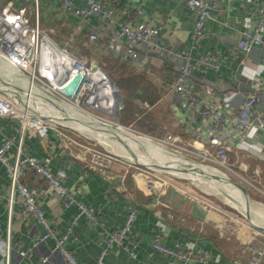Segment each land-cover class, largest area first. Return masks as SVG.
I'll list each match as a JSON object with an SVG mask.
<instances>
[{
  "label": "crops",
  "instance_id": "1",
  "mask_svg": "<svg viewBox=\"0 0 264 264\" xmlns=\"http://www.w3.org/2000/svg\"><path fill=\"white\" fill-rule=\"evenodd\" d=\"M12 1L16 6L26 7L27 17L33 20V0ZM99 1L110 10L113 22L110 24L104 17L94 16L90 24L101 35L100 40L91 44L84 43V46H87L85 48L82 44L86 40L87 30L82 29L74 38L73 52L83 54L82 50L85 49L89 56H102L123 64L128 71L132 69L143 72L155 90L160 91L154 105H163L160 110L163 111L165 119L169 123L172 122L175 102L164 96L162 83L171 80L176 73L177 59L173 52L187 48L191 43L193 8L186 0ZM214 1L216 8L205 22V36L193 50V54L214 52L219 68L217 70L194 68L191 80L197 83L200 89L207 87L212 89V94L206 97L208 103H226L237 107L247 93L264 92V45L255 46L246 57H243V53L240 54L236 47L243 30L255 25L252 12L256 6L264 5V0ZM38 14L40 26L51 39L63 42L71 38L72 25L76 23V19L62 14L54 0H39ZM139 22L158 28V34L154 38L155 48L152 51L140 48L142 61L139 63L121 62L118 55L122 47L121 40L115 45H110L107 44V37L115 32L121 23L134 27ZM260 36L264 40V31ZM112 100L113 98L109 97L105 100L106 110L113 107ZM57 114L64 120H77L74 114L59 111ZM79 127L91 131V126L85 123L80 122ZM4 135L14 137V146L8 152L10 160L14 159L16 144L20 139L25 154L46 162L52 172L64 170L67 174L65 179L67 188L82 204L93 208L95 216L105 222L106 231L116 230L122 225L127 204L136 207L132 231L137 238L135 246L137 256L131 258L120 246L114 245L104 256V264H174L170 256H165L153 248L152 239L156 233L160 234L161 242L168 247L179 244L183 248L207 249L210 251L211 260L219 264H236L235 261L247 264L249 252L241 242L248 241L255 235L256 243L264 245V234L259 233L264 232V225L244 226L243 220L228 217L220 209L212 207L213 204L211 206L196 196L181 193L174 188L157 195L155 190L140 184L142 178L134 177L132 173L134 169L128 163L115 162L109 168L94 169L86 155L84 158L82 154L74 156L63 145L64 135L73 138L79 144L86 143L84 139L69 131L54 125H44L38 130L26 128L21 132L18 120L2 118L0 139ZM83 152L84 150L79 148V153ZM240 155L264 161V128H249L240 145L234 150L230 161L235 162L240 159ZM23 181L27 184L37 182L31 174ZM7 189L5 167L0 164V264H4L6 240L11 244L10 264H34L42 255L48 256L45 264H66L63 257L52 250L53 241L50 239L38 242L30 254L25 256L19 254V250H26L32 245L43 232V227L32 217L21 218L18 202L13 205V215L9 221ZM255 204L264 208L262 203ZM42 209L45 218L56 226L59 233L65 232L77 213L74 205L64 208L55 192L44 199ZM243 213L245 218L250 220L259 218V214L253 212L252 208L250 214H246L244 209ZM224 217L229 218V227L239 226L238 238L226 239L218 235L216 224ZM103 233L101 227L94 225L85 214H80L65 247L74 252L79 264H96L103 247L100 242Z\"/></svg>",
  "mask_w": 264,
  "mask_h": 264
},
{
  "label": "built area",
  "instance_id": "2",
  "mask_svg": "<svg viewBox=\"0 0 264 264\" xmlns=\"http://www.w3.org/2000/svg\"><path fill=\"white\" fill-rule=\"evenodd\" d=\"M33 1L32 25L29 24L26 7L16 6L12 0H7L4 4L3 0L0 2V59L8 62L14 68L15 75L24 77L28 84H21L15 78L8 77L11 79L9 80L7 76L5 78L0 76V119L18 120L21 132L26 128L38 130L44 125H48L44 120L35 121L40 117L34 114L33 105L35 102L46 106L50 102L54 105H63L66 101L76 100V105H78L81 96L83 97L82 101L87 100L89 104L98 102L99 99L94 100L95 93L93 91L97 83L90 71L93 70V63L90 59L83 58L71 51L69 47L82 29L87 30V43H96L100 40L101 35L90 24V20L94 16L100 15L110 24L113 22L110 10L105 8L99 0H54L62 14L70 15L76 19V23L72 25L71 38L58 43L51 39L40 26L39 0ZM186 1L193 8L194 13L190 35L191 43L187 48L173 52V56L177 59L176 73L171 80L162 83L164 96L175 102L173 121L160 126L159 134L140 133L150 138L151 141L162 145L168 157L173 159L170 163H161H175L180 167L198 166L205 173L216 175L220 180L223 178L229 184L228 187L234 190L236 199L239 200H243L241 191L230 184L228 179L241 184L247 193L248 190L252 189L255 194L264 197V161H260L258 158L249 159L247 155H240V159L238 158L235 162L230 161L234 150L240 145L249 128H264V92L252 91L247 93L237 107L229 106L226 103L210 104L207 102L206 97L212 94V89L210 87L200 89L198 84L191 80L192 72L194 68L217 70L219 63L214 52L209 51L206 54L194 55L193 50L199 46L205 36V22L210 18L212 10L216 8V3L214 0ZM252 14L256 21L255 25L245 28L236 42V47L240 54L243 53V57H246L255 46L264 45V40L260 36L264 31V5L256 6ZM157 34L158 28L156 26L147 25L144 22H139L134 27L121 23L118 29L107 37V44L115 45L117 41L121 40L122 47L118 53L120 61L139 63L142 61L140 48L145 51L154 50V38ZM78 69L84 71L85 80L75 98L71 99L60 93L59 89L71 79ZM97 70L100 71L99 69L93 71ZM4 81L14 85L7 87ZM92 84H94V89L90 88ZM23 87L33 88L35 92L33 97L28 99ZM103 91L105 95L103 101L112 96L110 90L107 91L104 86ZM117 108H119L118 105ZM96 122L103 123L102 121ZM112 123L119 125L117 122ZM130 127L135 128L133 123L127 125V128ZM14 143L13 136L4 135L0 139V164L5 167L8 180L7 209L9 221L13 215V205L18 202L21 218L32 217L43 227V232L28 249L19 250L21 256L30 254L38 242L50 239L53 241L52 250L60 254L66 264H79L74 252L68 250L65 243L68 236L73 232V227L77 224L80 214H85L94 225H98L104 230L100 241L103 247L99 252L96 264H104V256L114 245L120 246L131 258L137 256L135 252L137 238L132 231L137 210L133 204H127V212L122 225L116 230L106 231L105 222L95 216L93 208L82 204L76 195L67 188L65 184L67 174L64 170L52 172L46 162L35 156L25 154L20 139L16 144L14 159L10 160L8 152ZM62 143L72 155L81 156L80 154H82L83 158L86 155L94 169L103 170L118 162L116 154L101 150L96 144L88 142L79 144L73 138L65 135ZM79 148H82L84 152L79 153ZM198 161L200 162L198 163ZM134 165H136L134 161L129 163V166L134 169L132 171L134 177L140 176V172L134 168ZM246 165L249 166L246 167ZM148 169L152 171L150 168ZM165 171L193 176L190 172L180 170L167 169ZM29 174L36 178V183L27 184L23 181ZM160 177L164 180L163 183L165 181L174 183L162 176ZM194 177L219 183V180L208 178L204 173ZM147 178L146 187L154 186L157 195L161 194L160 191L157 192V189L163 186L162 180L155 181ZM180 188L196 196L187 186L180 185ZM174 189L185 193L183 190ZM54 192L58 194L60 203L64 208L73 205L77 208L76 215L63 233H59L56 226L45 218L42 209L44 199ZM209 204L212 206L211 203ZM212 207L220 209L215 205ZM220 210L226 213L228 217H234V215ZM228 217L222 218L216 224L217 233L226 239L238 238L240 228L239 226L229 227ZM234 218L239 220L236 216ZM259 233L264 234V232ZM255 237L256 235L248 241L241 242L249 252L247 264L264 262V245H258ZM152 245L157 252L170 256L174 264H219L211 260L210 251L207 249L183 248L179 244L172 247L165 246L161 242L159 233L154 234ZM10 251L11 244L9 240H6L4 264H10ZM47 261L48 256L42 255L34 264H45ZM235 263L239 264V261H235Z\"/></svg>",
  "mask_w": 264,
  "mask_h": 264
},
{
  "label": "rangeland",
  "instance_id": "3",
  "mask_svg": "<svg viewBox=\"0 0 264 264\" xmlns=\"http://www.w3.org/2000/svg\"><path fill=\"white\" fill-rule=\"evenodd\" d=\"M2 1V0H1ZM0 1V2H1ZM3 4H4V0H3ZM29 24L32 25L33 22L32 20L29 18ZM78 54V53H77ZM81 55L83 58L86 59H90V61L94 64L97 65V67L99 69H101L103 72H105L112 80L114 77L117 78H123L126 75H130V73H127L128 69L125 67H121L119 65L118 62L112 61V60H108L102 56H89V52H84L83 54H79ZM133 75V74H132ZM0 76L2 78H5V76H7V79L11 80V79H16L17 82L24 84V85H28L26 84V80L24 79V77H17V75H15L14 72V68H12V66L0 59ZM10 77V78H8ZM102 79V78H101ZM145 80L147 81L148 84H146L145 86L151 88L152 83L150 81V79L148 77L145 76ZM114 81V80H113ZM10 83V82H9ZM98 85V86H97ZM95 86V89L93 90L96 96V99H99L97 103V105L101 108H105L104 105H102V101L105 98L104 95V91H103V86L99 84H97ZM106 90L109 89L108 85H105ZM153 89V88H151ZM147 91V88L145 89ZM120 92V91H119ZM157 93L160 94V91L156 90ZM23 94V93H22ZM142 95H146L145 92L141 93ZM162 94V92H161ZM120 95H122L120 93ZM82 96L79 98V103L78 105H76V100H71V102L66 101L65 104H63L64 106L58 107V104H52V102L48 103L46 106L41 105L40 103L35 102V106H34V114H37L35 116H38L40 114H44L45 118H49L50 120H44L48 125H54L57 126L59 128H63L65 129V131H69L70 133H73L74 135L84 139L86 142L90 143V144H96V146L101 149V150H107L109 152H112L114 154H116V160L118 162H124V163H130L132 162L131 159L124 157L125 153L124 151H122V147H124V149L127 152V156H128V152L130 154H134V155H138V153L136 151L130 150L129 147L125 146V140L122 138V136L118 135V138L115 137V139H112L109 136H106V134L103 132V129H99L97 126L99 127H104L106 128L105 130L108 133H112L114 132L112 130V128H115L114 130H122V131H127L129 132L131 135H133L134 137H136L137 139H141L143 140L146 144L145 148L157 159L159 160V162H166V163H170L171 160H173L171 157H168L167 153L165 152V148L162 147V145L156 143L155 141H151L150 138H148L147 136L142 135V133H146V134H159L160 133V126H162L163 124H168L169 122L167 121V119H165L164 117V113L162 110H160L163 105H148L145 101L142 103V108L145 109L146 112L151 113L152 115V121L156 124V127L153 128L151 126H149L148 124H141V122H138L136 119H127V117L125 119H127V122H124L125 120H119L118 117L117 119L113 118V116H111L110 114H106L104 112H101L95 108H92L91 106H87L84 101H82ZM31 103V102H30ZM121 107L117 108V112H119L122 107H123V101H122V96H121ZM147 104V105H146ZM44 108V109H41ZM59 108H61L59 110ZM42 110V111H41ZM61 113V112H67L69 114H74L75 118L77 120H64L62 116L58 115L57 113ZM61 111V112H60ZM42 112V113H41ZM84 115H83V114ZM85 115H88L89 117H91L93 119V121H90L87 117H85ZM50 116V117H49ZM91 119V120H92ZM102 121L101 122H96V121ZM80 122L85 123L89 126H91V128H93L96 132H98L99 137H97V139H93L91 133L88 131H85L84 129L82 130L79 125ZM112 122H117L119 123V125H114ZM78 123V124H77ZM98 123V125H97ZM133 123L135 128H127V125ZM104 124H107L109 126H106ZM97 125V126H96ZM118 127V128H116ZM142 132V133H140ZM113 140V141H112ZM118 141L117 143H115L114 141ZM143 145V146H144ZM129 149V150H128ZM162 152V154H161ZM120 153V154H119ZM166 153V154H165ZM124 154V156H122ZM155 154V155H154ZM164 156V158H163ZM168 157V158H167ZM163 159V160H162ZM200 161H198L199 163ZM203 162H201L202 164ZM141 164V163H140ZM204 164V163H203ZM134 168H137L138 172H140V177L142 178L141 181V185L142 186H147L146 182H147V177L157 181L162 180V187L157 189V192H166L168 189H171L170 187L173 188H177L179 190H183L182 188H180V185L177 183H170L165 181V183H163V179H160L161 177L158 176V174L153 173L152 171H150L148 168H146L145 165H134ZM166 170V169H165ZM169 172V174L171 176L174 177L175 180H178L179 183L181 185H185L188 187V189L193 192L198 198L200 199H204L206 201H208L209 203L218 206L220 209L234 215V217L236 216L237 218L243 220L242 224H244V226H252L253 225H259L262 227V225H264V208L259 207V205L252 203L249 204L250 208L253 209V212H256L257 214H259V218L257 219H248L245 218V214L243 213V209H244V204H243V200L241 199L242 202H240L238 199H236V194L234 192L233 189H231V187H228L229 184H227V182L225 180H223V178H221L222 183H214L211 182L209 180H205L203 178H199V177H193L190 176L189 174H182V173H177V172H173V171H167ZM173 178H171L172 180ZM201 182V183H200ZM146 184V185H145ZM176 184V185H175ZM149 187V186H148ZM147 187V188H148ZM151 190H155L154 186L149 187ZM218 191V192H217ZM231 191V193H230ZM156 192V191H155ZM185 193H188L186 191H184ZM249 196L251 199H253L254 201H256L257 203H262L264 204V197L259 196L257 194L254 193V190H248ZM189 194V193H188ZM256 195V197H254ZM208 197V198H207ZM240 202V203H239ZM258 210V211H256ZM233 218V217H232ZM244 222V223H243ZM250 225H249V224Z\"/></svg>",
  "mask_w": 264,
  "mask_h": 264
},
{
  "label": "bare ground",
  "instance_id": "4",
  "mask_svg": "<svg viewBox=\"0 0 264 264\" xmlns=\"http://www.w3.org/2000/svg\"><path fill=\"white\" fill-rule=\"evenodd\" d=\"M91 71V74H93V77H94V80H95V82L97 83V84H101L102 86H104L105 87V85L107 84L108 85V87H109V89L107 90V91H109L110 90V92L112 93V87H111V84L109 83V81L104 77V75L100 72V71H93V70H90ZM102 78V79H101ZM27 84V83H26ZM98 86V85H97ZM90 88L91 89H94V84H92L91 86H90ZM23 91H24V93H25V95H26V97L28 98V99H30V97H33V94L35 93L34 92V89L33 88H25V87H23ZM24 93H23V95H24ZM109 98H113V95L111 96V97H109ZM107 99V98H106ZM94 100L96 101V96L94 97ZM100 102V101H99ZM98 102V103H99ZM113 103H114V98H113V100L111 101V105H113ZM53 104V103H52ZM106 104V101L104 100L103 101V103H102V105H105ZM49 105V104H48ZM34 106L35 105H33V108H34ZM58 107H63L64 105H57ZM105 107V109H106V106H104ZM61 108H59V110L61 109ZM41 109H44V108H41ZM35 111V110H34ZM42 111V110H41ZM42 113V112H41ZM46 113H44V114H40L39 116L40 117H38L37 119H35V121H40V120H50L48 117L47 118H44V115H45ZM83 114V113H82ZM84 115V114H83ZM50 117V116H49ZM85 117H87L90 121H93V119L91 118V117H89L88 115H85ZM92 119V120H91ZM96 121V120H95ZM94 122V121H93ZM97 125H98V123H97ZM96 125V126H97ZM99 129H103V132L106 134V136H109V137H111L112 139H115V137H117L118 138V135L120 136H122V138L125 140V146L127 147H129V149L130 150H133V151H136L137 153H138V155L136 154V155H134L133 153L132 154H130L129 152H128V156H127V152H126V150L124 149V147H122V146H124V145H122L121 146V148H122V151H124V153H125V156H124V154L122 155V156H124V157H126V158H130L132 161H136V162H138V163H141V164H144V165H146V167H148V168H150L153 172H155L156 174H158L159 176H162V177H164V178H166L167 180H170V181H172V182H175V183H177V184H179V185H181L180 183H179V181L178 180H175L174 179V177L173 176H171L170 174H169V172H167V171H165V169L163 168V167H168V170H178V169H180V166H178V165H176L175 163H172V164H166V163H161V162H159V160H157L146 148H145V145L144 144H146L143 140H141V139H137L136 137H134L133 135H131L129 132H127V131H122V130H114V129H112L114 132H110V133H108L105 129L106 128H104V127H99V126H97ZM113 141V140H112ZM115 143H117L118 141L116 140V141H114ZM144 145V146H143ZM128 149V150H129ZM120 154V153H119ZM161 154H162V152H161ZM166 154V153H165ZM155 155V154H154ZM163 158H164V156H163ZM168 158V157H167ZM163 160V159H162ZM167 162V161H166ZM167 170V169H166ZM190 173L193 175V177L194 176H197V175H200V174H203L204 173V175H205V171H203L202 169H200L198 166H193V169L190 171ZM171 178H173L172 180H171ZM201 183V182H200ZM219 183H222V181L221 180H219ZM223 184V183H222ZM146 185V184H145ZM181 186H184L185 187V185H181ZM218 192V191H217ZM230 193H231V191H230ZM239 200V199H238ZM240 202H242L241 200H239ZM239 202V203H240ZM257 205V204H256ZM257 229V228H256ZM257 230H259V229H257Z\"/></svg>",
  "mask_w": 264,
  "mask_h": 264
},
{
  "label": "trees",
  "instance_id": "5",
  "mask_svg": "<svg viewBox=\"0 0 264 264\" xmlns=\"http://www.w3.org/2000/svg\"><path fill=\"white\" fill-rule=\"evenodd\" d=\"M7 0H4L6 2ZM58 39V38H56ZM59 40V39H58ZM75 41V40H74ZM73 41L70 46L71 51L74 50L75 42ZM61 43V42H58ZM86 44V40L83 42L82 46ZM81 46V47H82ZM87 48V46H84ZM85 52V49L82 50ZM121 67H124L123 64H119ZM128 69V68H127ZM127 73L130 75H126L125 77L117 78L114 77L113 80L122 94L123 107L118 112V119L125 120L127 119H136L141 124H148L149 126L155 128L156 124L152 121V114L145 111L142 108V103L147 101L148 105H153L155 100L158 98L159 93L156 92L155 88L151 86V88L145 86L147 81L145 80V74L143 72L137 70H129ZM133 74V75H132ZM147 77V76H146ZM147 88V91L145 90ZM145 92L146 95H142L141 93ZM127 117V119H125ZM178 132V130H175ZM182 134V132H180ZM208 198V197H207Z\"/></svg>",
  "mask_w": 264,
  "mask_h": 264
},
{
  "label": "water",
  "instance_id": "6",
  "mask_svg": "<svg viewBox=\"0 0 264 264\" xmlns=\"http://www.w3.org/2000/svg\"><path fill=\"white\" fill-rule=\"evenodd\" d=\"M92 69H99L97 67L96 64H92ZM101 71V73L104 75V77L109 81V83L111 84L112 87V95L114 98V103H113V108L111 110H106L105 108H101L97 105L98 102H95L94 104H89L87 102V100H84V103L87 106H91L92 108H95L101 112H104L106 114H110L111 116H113V118L117 119L118 117V112H117V105L120 107L122 105L121 103V95L119 92V89L117 88L115 82L105 73L103 72L101 69H99ZM85 80V73L82 69H78L74 75L71 77V79L59 89V92L62 93L63 95H65L68 98H75V96L77 95L79 88L81 86V84L83 83V81ZM8 86H13V83H8ZM106 126H109L107 124H104ZM115 129V128H112ZM97 131V130H96ZM93 128H91V131H88V133L90 132L93 139H97V137H99L98 132H96ZM134 163L136 165H143L140 164L136 161H134ZM164 169H168V167H163ZM193 169L192 166H182L180 167V171H184V172H190ZM205 176L208 178H213L215 180H220V178L216 175H211L208 173H205ZM228 182L230 184H232L235 188H237L239 191H241L242 197H243V204H244V211L246 214H250V206L249 204L255 203L256 201H254L253 199L250 198V196L248 195L246 189L239 183H237L236 181L230 180L228 179Z\"/></svg>",
  "mask_w": 264,
  "mask_h": 264
}]
</instances>
